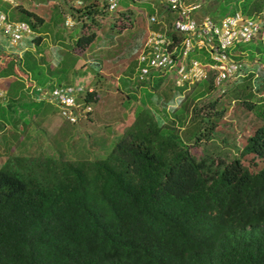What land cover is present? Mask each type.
Instances as JSON below:
<instances>
[{
  "label": "trees",
  "instance_id": "16d2710c",
  "mask_svg": "<svg viewBox=\"0 0 264 264\" xmlns=\"http://www.w3.org/2000/svg\"><path fill=\"white\" fill-rule=\"evenodd\" d=\"M149 1L155 2L149 12L156 18L150 20L149 31H165L176 39L168 18L171 11L162 1ZM219 1L214 11L206 13H216L219 6V18L237 11L245 17L264 12V0H225L227 5ZM204 6L210 7L207 2ZM19 7L42 24L34 12ZM98 10L96 5L86 13L93 19ZM121 14V19L129 18L133 10L127 7ZM30 26L36 27L32 21ZM120 28L126 27L121 24ZM41 37L30 39L37 43ZM96 37L94 30L82 32L74 48L83 49ZM0 41L10 43L1 33ZM2 45L0 79L10 83L8 92L23 90V60L6 53ZM191 56L209 60L203 51ZM60 62L47 69L58 71ZM24 64L30 70V63ZM152 72L138 79L144 82ZM213 73L209 69L207 78L193 83L204 89L192 94L191 100L212 88ZM50 84L35 75L26 89L40 90ZM82 84L90 87L88 81ZM253 95L247 92L243 103L248 110L254 109L259 124L247 133L241 155L258 158L263 166L257 171L239 157L229 162L195 157L190 146L211 139L216 123L194 110L184 138L180 127L187 118L188 98L183 107L172 108L177 121L166 116L163 125L142 100L121 136L100 157L9 155L0 167V264H264V102L250 100ZM86 100H95L93 88ZM31 105L40 103L33 100ZM222 109L214 114L220 117ZM202 123L205 126L200 129Z\"/></svg>",
  "mask_w": 264,
  "mask_h": 264
},
{
  "label": "rangeland",
  "instance_id": "374dc122",
  "mask_svg": "<svg viewBox=\"0 0 264 264\" xmlns=\"http://www.w3.org/2000/svg\"><path fill=\"white\" fill-rule=\"evenodd\" d=\"M17 1L20 2L17 7L10 2L0 1V10L9 20H22L29 24L32 21L36 26L34 35L27 36L26 41L23 40L16 45L10 43L2 45L3 39H1L0 45L4 47L6 53L23 60L21 67L23 71L20 70L22 82L27 84L35 75L40 79L51 81L50 87L88 81V85L94 89L95 100L92 102L93 114L89 121L76 125H71L62 118L54 106L43 103L38 105V108L47 110L49 115L45 117L32 115L28 125L29 130L21 134L24 145L14 151L16 155L55 157L64 155L65 159L100 157L105 155L121 136L129 115H133L137 106L143 104L142 100H145V108H148L158 123L163 125L167 122L166 116L177 121L172 114V108L183 107L188 98L187 118L185 125L180 127V134L184 138L188 133L187 123L190 116H193L194 110L200 116L209 117L216 123L211 139H202L201 142L195 143L196 145L190 146L196 158L210 156L214 162H219L220 159L229 162L234 157H239L253 171L263 166L260 165L261 161L258 158L252 160L250 155L242 156L241 150L249 130H253V127L259 124L254 109L248 110L247 105L243 103L245 94L251 90L254 95L250 100H256L258 104L264 102L262 100L264 98V12H260L259 15L257 13L262 28L255 38L249 42L237 43L233 48V56L241 61L242 67L234 78L223 84L224 91L218 90L213 84L204 95L191 100L192 94L204 88L193 87L196 84H191L179 90L175 75L171 72L154 71L153 75L144 82L138 79L140 63L137 55L143 38L153 27L150 24L149 6L153 5L154 1L120 0L119 9L117 8L119 11L116 9L113 12L104 10L106 6L103 0H84L78 6L80 8L72 7L64 0ZM186 1L199 5L194 12L196 17L211 15L219 18L220 15L216 13H222L220 6L216 13H206L213 10L216 0ZM204 1L210 5L209 8L204 6ZM219 4L227 5L228 2L221 0ZM96 5L99 10L91 19L86 11ZM19 6L34 12L36 16L42 18L43 24L40 25L34 15L31 18L30 15L20 12ZM156 6L165 8L160 4ZM127 7L135 8L132 9L133 15L121 19V11ZM169 14L168 18L172 19L173 13L169 12ZM67 16L74 21V25L69 28L64 25ZM121 24L126 28L119 30ZM90 30L96 32L97 37L94 41L83 49H75L74 43L80 33H88ZM38 32L42 37L36 43L33 41L34 38L32 40L30 38ZM24 62L30 63V70L25 67ZM58 62L62 65L58 71L47 69L48 65L56 66ZM39 64H43L44 67L41 68ZM38 67L40 71H37ZM0 86L3 87L2 82ZM25 88L26 85L23 90ZM13 90L21 91V94L23 92L21 89ZM9 100L11 101L10 96L6 97L5 103H9ZM211 102H215V106L210 105ZM3 104L2 102L0 105V111L4 109L10 114L8 106ZM221 108H223L222 115L217 117L214 112ZM204 126V123L199 125L200 129ZM6 143L11 147L12 139ZM1 156L3 158L0 157V167L6 160V155Z\"/></svg>",
  "mask_w": 264,
  "mask_h": 264
},
{
  "label": "built area",
  "instance_id": "2783aa9c",
  "mask_svg": "<svg viewBox=\"0 0 264 264\" xmlns=\"http://www.w3.org/2000/svg\"><path fill=\"white\" fill-rule=\"evenodd\" d=\"M7 1L15 5L16 0ZM72 7H78L82 0H64ZM166 4L168 10L175 14L171 20V31L177 35L173 39L164 32L151 30L145 39L137 59L140 63L139 79L145 78L151 71L171 72L175 75L177 85L190 84L207 78L208 70H213V84L224 91L223 84L234 78L242 63L233 58L232 50L237 43L249 42L260 32L262 23L258 17H245L237 11L222 18L210 15L196 17L198 4L186 0H159ZM106 9L115 11L119 0H105ZM150 20L156 21L155 16ZM164 29L167 24L163 22ZM64 25L72 27L74 21L67 16ZM0 33L16 45L24 38L34 35V30L26 21H12L0 10ZM172 33V35H174ZM203 51L209 60H200L191 53ZM87 88L82 83L60 84L46 93L38 92L36 99L54 105L62 118L70 124L89 121L93 113L92 103L86 100ZM3 90L0 86V96Z\"/></svg>",
  "mask_w": 264,
  "mask_h": 264
},
{
  "label": "crops",
  "instance_id": "0c3cea01",
  "mask_svg": "<svg viewBox=\"0 0 264 264\" xmlns=\"http://www.w3.org/2000/svg\"><path fill=\"white\" fill-rule=\"evenodd\" d=\"M17 4H20V2L16 0V4L14 6H16ZM131 9H135V8H131ZM35 35H41V33L38 32L35 33ZM1 82L3 85V87H1L3 90V95L0 96V105L2 102L6 104L9 108L8 112L10 113L7 114L4 111V109L0 111V144L2 145V146L0 145V153L1 155H6L5 159H7L9 155L15 154L14 151L16 149H18L19 147L21 148V146L24 145L23 139H21L22 138L21 134L29 130L30 127L28 125L32 115L33 116L41 115L44 117L49 115L47 110L42 109V107L39 108L35 107V105H31V102L33 100H36V102L40 103L41 105L42 103L48 105H52V104L46 101L37 100L35 98L38 92L46 93L48 90H50L49 88L43 87L40 90H35V88H28V89L25 88L24 90H26L25 91L26 94L22 95L21 91L8 92V86L10 85V83L4 79H0V83ZM8 96H10L11 101L9 100V103H5L7 102L6 97ZM25 137L28 138L27 135ZM10 139H12V145L11 147H8L6 142ZM1 155L0 157L3 158V156Z\"/></svg>",
  "mask_w": 264,
  "mask_h": 264
},
{
  "label": "clouds",
  "instance_id": "9594fccd",
  "mask_svg": "<svg viewBox=\"0 0 264 264\" xmlns=\"http://www.w3.org/2000/svg\"><path fill=\"white\" fill-rule=\"evenodd\" d=\"M151 31V30H150ZM149 33V32H148ZM196 82H198V81H196ZM196 82H193V83H196ZM193 83H190V84H187V86L188 85H191V84H193ZM69 84H75V83H69ZM93 114V113H92ZM92 116V115H91ZM70 124V123H69Z\"/></svg>",
  "mask_w": 264,
  "mask_h": 264
}]
</instances>
